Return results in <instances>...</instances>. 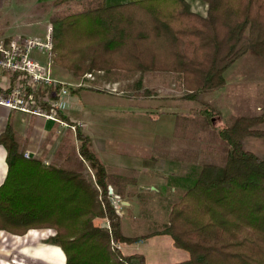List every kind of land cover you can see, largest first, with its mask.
Returning <instances> with one entry per match:
<instances>
[{
	"label": "trees",
	"instance_id": "trees-1",
	"mask_svg": "<svg viewBox=\"0 0 264 264\" xmlns=\"http://www.w3.org/2000/svg\"><path fill=\"white\" fill-rule=\"evenodd\" d=\"M202 1L204 14L191 11L184 0L86 4L80 11L55 13L50 17L53 65L75 78L113 70L171 73L181 77L183 97L194 100L222 87L223 73L244 51L264 59V0ZM246 31L248 41L239 46ZM204 104L192 115L210 127L214 110ZM262 123L264 107L257 116L213 129L221 144L178 178L184 193L171 206L168 222L141 237L122 233L108 192L113 180L86 148L80 130V158L67 166L8 147L0 230L17 236L54 230L42 242L60 247L65 264H146L143 255L124 254L121 247L160 234L188 252V260L175 264H264V159L242 142L264 136L257 128ZM121 195L115 191L118 199Z\"/></svg>",
	"mask_w": 264,
	"mask_h": 264
},
{
	"label": "rangeland",
	"instance_id": "rangeland-1",
	"mask_svg": "<svg viewBox=\"0 0 264 264\" xmlns=\"http://www.w3.org/2000/svg\"><path fill=\"white\" fill-rule=\"evenodd\" d=\"M55 9L52 15L84 7L67 2ZM41 20L44 18L32 0H0V39L19 34L44 37L46 31L39 29ZM247 41L246 31L239 46ZM35 54L41 61L46 60L43 54ZM52 73L67 85L73 83L74 88L89 89L78 103L82 115L72 113L65 121L81 129L87 140L86 148L104 164L111 178L115 172L116 185L109 186L113 191L111 202L119 208L121 221L132 236L149 234L168 222L171 206L184 193L178 178L189 167L210 158L221 144L213 129L229 126L240 116H257L264 107V59L250 51H244L225 70L222 87L204 91L194 100L183 97L187 92L182 79L171 73L113 70L92 72L93 78L85 75L75 78L55 65ZM204 103L214 110L210 127L204 118L192 115ZM165 108L177 114H167ZM257 128L264 130V123ZM76 130L70 129L72 135L62 146L55 165L67 166L79 160ZM242 142L245 149L264 159V136H248ZM117 190L122 193L121 201L113 197ZM4 232L0 234L13 235ZM54 233L52 229H30L24 237L16 235L12 239L31 242L42 237V241ZM44 251H48V258L55 264H64L65 255L60 247L40 244L34 252ZM14 252L0 254V261H10ZM18 264L43 263L26 259V263Z\"/></svg>",
	"mask_w": 264,
	"mask_h": 264
},
{
	"label": "crops",
	"instance_id": "crops-1",
	"mask_svg": "<svg viewBox=\"0 0 264 264\" xmlns=\"http://www.w3.org/2000/svg\"><path fill=\"white\" fill-rule=\"evenodd\" d=\"M32 1L38 7L40 16H43L44 18V20L39 22V29L47 31L48 28H51L50 17L52 12L56 10L55 7H49L48 5H50L54 0ZM134 1L139 0H70L69 4H81L83 6L86 4H103L105 6H114ZM184 1L189 4L191 11L199 14L205 13V5L202 0ZM16 36L24 35L19 34ZM70 84H72H68L71 94L70 107L63 114H61L64 119H67L68 115L76 112H79L80 115H82L78 103L79 100L83 98L82 96L84 92L89 90L84 87L74 88L73 83ZM166 108L165 111L167 114H177L175 112H168ZM78 130L84 134L80 128ZM71 135L72 132L66 126H62L41 116L25 114L19 110L11 109L0 104V138L4 136V142H0V186L3 184L8 171V147L15 148L17 151L22 152L24 156L25 153H28V157H36L42 162L56 164V162H58V155L62 146L67 143L68 138H70ZM106 172L110 177L109 171L106 170ZM111 175L113 180L112 182L115 187V172ZM121 231L125 236L132 237V235L127 232L123 221H121ZM0 232L4 231L0 230ZM24 236L18 237L22 238ZM9 237L12 239L13 235L7 236L0 234V254L7 255L6 253H8L9 250H15V252L10 261H5L4 263L0 261V264L26 263V259L34 261L38 260L43 264H55L53 260L48 258V251H44L42 253L34 252L40 244L46 245V243L40 241L42 237L37 239V241L32 240L31 242H29V240L15 242L13 239L9 241ZM121 249L124 254L137 253L143 255L146 264H175L186 261L189 258L187 251L176 247L170 236L162 234L152 235L129 245L124 244Z\"/></svg>",
	"mask_w": 264,
	"mask_h": 264
},
{
	"label": "built area",
	"instance_id": "built-area-1",
	"mask_svg": "<svg viewBox=\"0 0 264 264\" xmlns=\"http://www.w3.org/2000/svg\"><path fill=\"white\" fill-rule=\"evenodd\" d=\"M51 36V28H48L44 37L0 39V104L76 130V125L61 116L70 107L71 94L68 85L57 80L52 73ZM36 52L43 54L46 60L41 61ZM85 76L93 78L92 73ZM74 123L82 126L80 122ZM28 156L25 153V157ZM108 192L113 195L111 187ZM113 197L118 199L115 195ZM116 212L120 213L119 208Z\"/></svg>",
	"mask_w": 264,
	"mask_h": 264
},
{
	"label": "water",
	"instance_id": "water-1",
	"mask_svg": "<svg viewBox=\"0 0 264 264\" xmlns=\"http://www.w3.org/2000/svg\"><path fill=\"white\" fill-rule=\"evenodd\" d=\"M29 231H30V230H28L24 235H27V234L29 233ZM24 235H23V236H24ZM13 236H15V235H13ZM47 246H50V245H47Z\"/></svg>",
	"mask_w": 264,
	"mask_h": 264
}]
</instances>
